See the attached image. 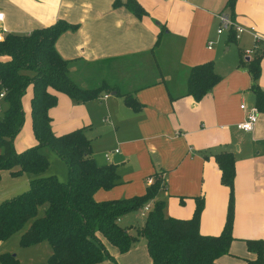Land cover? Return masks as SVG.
I'll list each match as a JSON object with an SVG mask.
<instances>
[{"label":"crops","instance_id":"1","mask_svg":"<svg viewBox=\"0 0 264 264\" xmlns=\"http://www.w3.org/2000/svg\"><path fill=\"white\" fill-rule=\"evenodd\" d=\"M115 1L121 4L115 5ZM127 1L0 0V39L59 20L76 25L75 31L64 33L55 44L58 54L72 61L73 78L78 75L87 84L90 81L89 85L119 87L140 105L133 110L115 93H103L81 104L56 94L57 105L50 111L55 135L83 129L91 143L97 141V149H92L96 164L113 165L117 170L120 184L98 190L93 196L96 202L142 196L153 174L161 173L164 184L154 199L164 203L165 216L189 219L195 199L200 198L198 232L217 236L224 223L228 190L219 183L212 156L232 153V241L228 253L214 263L253 260L245 241L264 243V114L257 113L251 133L235 128L254 106L247 74L230 70L224 76L222 69L215 68L219 57L214 42L222 35L225 43L232 42L228 32L215 33V15L229 14L226 0H135L146 12L140 18L127 8ZM231 19L264 34V0H235ZM208 42L212 43L209 49ZM234 42L240 52L251 46L246 34ZM156 54L160 59L167 56L170 62L159 63ZM205 62H212L220 81L198 102L183 97L187 70ZM259 67L257 84L264 90V55ZM106 73L112 84L97 80ZM24 106L29 112V102ZM124 218L118 222L121 227ZM108 246L115 264H152L145 243L125 254ZM99 264L114 263L105 260Z\"/></svg>","mask_w":264,"mask_h":264},{"label":"trees","instance_id":"2","mask_svg":"<svg viewBox=\"0 0 264 264\" xmlns=\"http://www.w3.org/2000/svg\"><path fill=\"white\" fill-rule=\"evenodd\" d=\"M235 0H226L225 7L232 18ZM121 4L119 1L114 3ZM125 5L140 18L146 14L135 1ZM78 27L63 20L25 34H5L0 39V94L4 109L0 115V171L13 175L29 174V188L23 194L0 203V241H5L31 221L21 235L20 245L30 247L48 242L52 253L43 264H99L114 259L106 244L119 254L128 252L139 237L145 240L152 264H215L214 261L228 253L232 241L234 157L230 152L214 154L212 159L219 171V183L228 190L224 223L217 236H202L198 221L202 200L196 198L192 215L187 220L165 216L164 203L155 200L163 187L161 173L153 174L152 183L142 196L96 202L94 194L110 190L120 184L113 165H97L92 157L91 142L83 129L63 135L52 131L50 111L58 102L57 93L68 96L81 104L97 99L103 93H115L125 104L138 110L139 104L129 93L106 83L86 88L78 84L70 73L71 60L63 59L57 52V39ZM163 31V30H162ZM158 33L154 46L157 45ZM228 40L235 41L233 32ZM264 47L252 55L238 51L236 68H242L250 79L249 92L257 113L264 114V90L257 80L260 75V58ZM220 81L212 62H205L187 70L183 97L195 102L202 100ZM30 92L29 115L36 146L16 153L13 140L24 122L22 97ZM1 109V107H0ZM50 148L64 163L67 181L60 182L54 175H44L49 167L47 158L40 152ZM142 226L121 227L118 221L125 215L150 204ZM43 214L39 216V210ZM106 243V244H105ZM246 250L254 259L243 264H263L264 243L260 240L245 241ZM1 264H19L14 256L3 255Z\"/></svg>","mask_w":264,"mask_h":264},{"label":"rangeland","instance_id":"3","mask_svg":"<svg viewBox=\"0 0 264 264\" xmlns=\"http://www.w3.org/2000/svg\"><path fill=\"white\" fill-rule=\"evenodd\" d=\"M224 35H222L217 41L213 38L212 41L214 42L213 48L217 50L218 53V59L216 61V71L222 72L225 74L228 71H236L239 74H247L244 69L242 68H236L237 59H238V51L235 42H224ZM248 44V43H247ZM225 48H227V51H225ZM250 48V47H249ZM245 48L242 51H245ZM155 59H159V63L168 64L170 61L167 56H162L161 59L159 58V54L155 55ZM165 71V70H164ZM222 75V73H220ZM74 80L86 88H92L93 86H96L94 84H90L89 77H88V84L87 81H83L80 79V77L77 75ZM97 80H105L109 84H112L111 78L108 76V73L102 74L100 76H97ZM84 85H83V84ZM30 92L27 90L25 95L22 97V104L25 105V102H29L30 99ZM0 115L2 114V111L4 109V104L2 99H0ZM24 108V122L21 131L19 134L15 137L13 140V148L16 153L23 152L24 150L28 148H32L36 146V141L34 139L32 130H31V124H30V115L29 112ZM27 113V114H26ZM97 143V141H95ZM92 144V149L96 147L97 144ZM0 149V154H1ZM40 152L47 158L49 162V167L47 171L44 173V175H54L60 182H66L67 181V169L64 163L58 158V156L47 147H44L40 150ZM29 182H30V175L29 174H18L13 175L9 171L2 170L0 171V203H2L5 200L12 199L14 197H17L21 194H23L25 191L29 188ZM162 189V188H161ZM122 199V198H120ZM142 213L144 211L142 209L129 213L126 216H124V222L122 225L125 228L130 229V234L135 235V229L137 227H140L143 225L145 217L142 216ZM43 214V209L39 210V216ZM119 222V221H118ZM31 221H28L23 228L13 234L10 238H8L5 241H0V257L3 255H10L14 256L19 264H43L46 263L52 253L51 247L48 242H40L38 244L32 245L30 247H22L20 245L21 235L29 228ZM121 225V224H120ZM141 243H145V240L141 237H139L138 241L135 243V245L132 247L135 248L137 246H141ZM106 244V243H105ZM108 246V244H106ZM110 249H113L112 246H108ZM144 247V244H143ZM107 261V260H106ZM110 262V261H109ZM112 263V260H111ZM1 264V263H0Z\"/></svg>","mask_w":264,"mask_h":264},{"label":"built area","instance_id":"4","mask_svg":"<svg viewBox=\"0 0 264 264\" xmlns=\"http://www.w3.org/2000/svg\"><path fill=\"white\" fill-rule=\"evenodd\" d=\"M3 15L0 14V20L2 19ZM216 21H217V28L215 30L216 35H220L224 32H233L234 40H238L241 35H248L251 39V46L249 49H246L245 51H242V54L244 56H250L253 54V52L258 49L259 47H264V34L258 33L254 27L252 26H240L234 24L230 16L226 13H218L215 15ZM211 42L207 43V49L211 47ZM4 96L3 93L0 94V99H2ZM107 95L105 96V98ZM239 108L241 110L245 109L243 105H240ZM256 115L257 110L255 108H251L250 111L245 115V118L235 124V128L238 131H241L243 133H251L254 129L255 123H256ZM117 152V151H116ZM105 158H109V154L107 153L105 155ZM144 213H142V216H145V214L150 210V205L147 204L142 209Z\"/></svg>","mask_w":264,"mask_h":264}]
</instances>
